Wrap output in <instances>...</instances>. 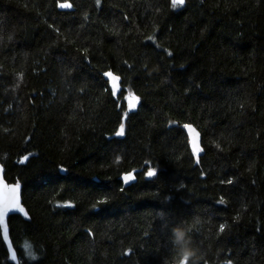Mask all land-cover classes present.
Here are the masks:
<instances>
[{
  "label": "trees",
  "instance_id": "1",
  "mask_svg": "<svg viewBox=\"0 0 264 264\" xmlns=\"http://www.w3.org/2000/svg\"><path fill=\"white\" fill-rule=\"evenodd\" d=\"M0 162L21 264H264V0H0Z\"/></svg>",
  "mask_w": 264,
  "mask_h": 264
},
{
  "label": "water",
  "instance_id": "2",
  "mask_svg": "<svg viewBox=\"0 0 264 264\" xmlns=\"http://www.w3.org/2000/svg\"><path fill=\"white\" fill-rule=\"evenodd\" d=\"M113 76L117 77L115 74H113ZM105 77L109 82V86H110L111 91L116 96L119 95V93L122 90V87L120 85V79L118 81H114L109 76H107L106 74H105ZM133 97L134 96H130L127 99L129 112L135 111L136 107H137V101H135L133 99ZM131 103H135L134 108L129 107V105ZM187 126H190L191 129L195 130L194 132H191L189 130V128L185 127V131H186V134H187L188 139H189L191 150L193 151V141H196L199 145V148L201 149L202 137H201L200 132L193 125H187ZM197 133H198V137L196 135ZM200 152L201 151H199V154H200ZM194 154L197 155L195 152H194ZM125 177H131V178L129 180H127V182H125V179H124ZM120 179H121L123 185L125 187H128L135 182L136 177H135L134 173H128V174H123ZM17 185L19 186L18 191H13V189H15ZM17 199H18V204L16 203ZM0 208H3L6 210L5 222H6L7 230H8L7 238H5L3 235V228H2V226H0L3 242H4V244L8 250L9 256L12 259V261L15 264H21L20 259H19L18 254H17V251L15 250L13 243L11 241V238H10L8 220H9V217H11L13 215H19L24 220H29L30 217H29V214H28L25 206L23 205L21 185L17 184V183H8L7 182V180L5 179V168L1 164V162H0ZM18 208H23L24 211L21 212L18 210ZM25 213H27V215H25ZM13 257H15V258H13Z\"/></svg>",
  "mask_w": 264,
  "mask_h": 264
},
{
  "label": "snow or ice",
  "instance_id": "3",
  "mask_svg": "<svg viewBox=\"0 0 264 264\" xmlns=\"http://www.w3.org/2000/svg\"><path fill=\"white\" fill-rule=\"evenodd\" d=\"M171 2H172L173 7H177V6H182V5H184L185 0H171ZM59 6H60L61 8H70V7H72V5H71L70 3H62V4H60ZM106 75L109 76V77H110L112 80H114V81H118V80H119V77H115V76H113L112 73H106ZM133 99H134L135 101H137V102H138V100H139L138 97H133ZM129 107H130V108H134V107H135V103H131V104L129 105ZM125 115H127V114L125 113ZM185 127H186V128H189V130H190L191 132H194V131H195L194 129H191L190 126H187V125H186ZM117 135H120V136L124 135V126H123V125L120 126V130H119V132L117 133ZM196 135H197V137H198V133H197ZM193 151H194L197 155L199 154V151H202V149L199 148V145H198V143H197L196 141H193ZM25 159H27V157H26ZM147 175H148L149 177H152V176L156 175V172H155V170H151V171H148ZM130 178H131V177H125V178H124V179H125V182H127V180H129ZM18 188H19V186L17 185L16 188L13 189V191H18ZM16 203L18 204V199H17ZM221 203H223V201H221ZM18 210L21 211V212L24 211L23 208H18ZM25 215H27V213H25ZM5 216H6V210L3 209V208H0V226H2V228H3V235H4V237L7 238L8 230H7V225H6V222H5ZM220 231H221V232L224 231V226H221ZM179 246H180V245H179ZM13 258H15V257H13Z\"/></svg>",
  "mask_w": 264,
  "mask_h": 264
},
{
  "label": "clouds",
  "instance_id": "4",
  "mask_svg": "<svg viewBox=\"0 0 264 264\" xmlns=\"http://www.w3.org/2000/svg\"><path fill=\"white\" fill-rule=\"evenodd\" d=\"M173 233L175 236V241L178 245H180V251L182 255V259L180 264H188L190 259L196 257V250L189 247V241L186 240V231L181 229L180 227H176L173 229Z\"/></svg>",
  "mask_w": 264,
  "mask_h": 264
},
{
  "label": "rangeland",
  "instance_id": "5",
  "mask_svg": "<svg viewBox=\"0 0 264 264\" xmlns=\"http://www.w3.org/2000/svg\"><path fill=\"white\" fill-rule=\"evenodd\" d=\"M128 97H130V96L127 95V96H126V100H127Z\"/></svg>",
  "mask_w": 264,
  "mask_h": 264
}]
</instances>
